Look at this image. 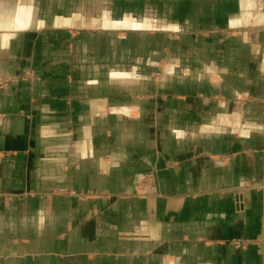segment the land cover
<instances>
[{
	"label": "crops",
	"instance_id": "obj_1",
	"mask_svg": "<svg viewBox=\"0 0 264 264\" xmlns=\"http://www.w3.org/2000/svg\"><path fill=\"white\" fill-rule=\"evenodd\" d=\"M32 1L0 9V264H264L253 0H67L60 46Z\"/></svg>",
	"mask_w": 264,
	"mask_h": 264
},
{
	"label": "rangeland",
	"instance_id": "obj_2",
	"mask_svg": "<svg viewBox=\"0 0 264 264\" xmlns=\"http://www.w3.org/2000/svg\"><path fill=\"white\" fill-rule=\"evenodd\" d=\"M17 2H14V0H0V9L6 10V9H13L15 4ZM254 9L253 11H257L262 13V16L264 18V0H253L252 1ZM19 5V4H18ZM23 7L26 8L29 7V10L31 12L32 17V23L28 27V31L32 32L33 34L27 35V40L32 42H36L37 46H60V42L64 40V35H61L60 32H51L50 27L54 24V15H60V14H67L68 10L75 5V3L67 2V0H35L30 3L23 2L21 3ZM253 14V13H252ZM256 14V13H255ZM254 14V15H255ZM35 16V17H34ZM253 17L250 16V19ZM105 20V19H104ZM251 20H248L249 24L246 27L259 29L260 30V41L259 46H264V24L263 22L258 24L251 23ZM106 21H109L106 18ZM111 21H109L110 23ZM115 24V23H112ZM105 27V26H104ZM109 27V26H108ZM237 30H233V32H236ZM61 40V41H60ZM101 40V37H100ZM263 49V47H261ZM126 54L132 57H138L141 53L137 49H132V51H122L119 52V54ZM167 53L166 48L164 49V56H159L160 59H165V55ZM131 54V55H130ZM144 55V53H143ZM156 52L153 51V53L149 52L148 58H156ZM162 57V58H161ZM152 74L154 76V79L160 80L162 78V74L160 72L152 71ZM4 84V80H0V87ZM149 86V85H147ZM264 105V99L262 100ZM64 190V189H63ZM64 193L67 192L65 189L62 191ZM155 192V185L153 182V178L149 175L139 182H137L134 186V193L136 196H148L152 195ZM69 193V192H68ZM240 191L235 190L236 200L235 205L237 208L241 207V201L239 200ZM237 244V242H235Z\"/></svg>",
	"mask_w": 264,
	"mask_h": 264
},
{
	"label": "bare ground",
	"instance_id": "obj_3",
	"mask_svg": "<svg viewBox=\"0 0 264 264\" xmlns=\"http://www.w3.org/2000/svg\"><path fill=\"white\" fill-rule=\"evenodd\" d=\"M250 3V2H249ZM248 3V7H247V12L246 13H244V15H243V21H244V23H247V21L248 20H251L250 18H249V15H250V13H252V12H255L256 13V15L252 18L253 20H251V23H252V25L253 24H258V23H260V22H262L261 20H262V18H261V13L260 12H257V11H253L254 9H252L251 8V6H253V4H252V2L249 4ZM250 8V9H249ZM27 10V8L25 7V8H22L21 7V11H26ZM22 24V19L20 20V25ZM251 25V24H250Z\"/></svg>",
	"mask_w": 264,
	"mask_h": 264
}]
</instances>
